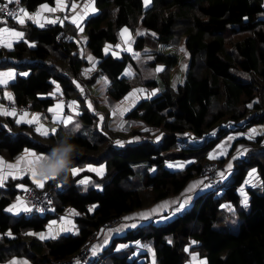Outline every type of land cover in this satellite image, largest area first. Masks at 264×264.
<instances>
[{"label":"trees","instance_id":"trees-1","mask_svg":"<svg viewBox=\"0 0 264 264\" xmlns=\"http://www.w3.org/2000/svg\"><path fill=\"white\" fill-rule=\"evenodd\" d=\"M19 1L30 20L21 24L14 18L0 19V26L22 33L13 35L9 46L0 42V70L14 71L11 80L0 83V105L8 98L14 105L40 112L39 124L44 128L21 121V117L17 123L14 116L0 114V156L10 159L26 150L48 156L65 136H70L77 152L70 171L65 170L66 179L62 174L44 181L42 187L35 186L50 191L51 214L9 212L7 207L17 188L10 184L13 179L5 180L6 189L0 187V263L20 257L28 264H43L50 258L65 257L109 217L124 216L178 192L203 165L196 161L175 169L163 164L164 158L185 154L172 149L185 132L211 133L218 139L229 131H253L254 124L264 121V0H150L145 7L142 0H93L95 13L82 16L80 21L83 46L96 59L95 69L84 81L105 76L103 92L114 104L131 86L147 89L156 84L154 75L161 82L158 93L120 110L128 121L126 128L106 125L105 115L101 127L96 126L86 94L75 84L86 61L75 51L74 22L63 19L42 26L30 13L53 0ZM64 1L61 15L68 14L70 2L77 0ZM138 24L144 30L136 34ZM120 26L132 34L135 56L121 52L115 57L103 52L104 44L116 41ZM57 30L67 39L55 38ZM180 39L188 60L182 81L171 86L167 79L175 55L157 47ZM142 54L147 55L141 57L146 59L140 61L146 68L143 71L134 58ZM156 65L160 67L155 69ZM21 71L25 74H19ZM60 95L76 100L79 112L67 126L55 123L53 134L48 129L46 108ZM77 124L79 128L73 131ZM145 126L148 128H142ZM44 130L49 135H42ZM250 136L237 139L247 143V148L243 156L233 159L229 174L220 178L219 193L214 195L215 191L206 187L180 212L168 217L156 214L125 229L112 236L86 264H184L189 252L196 253L191 255L198 258V264H264V132L253 131ZM117 139L118 145L114 144ZM195 154L200 157L202 151ZM86 164H102V174L95 175L84 168ZM73 168L80 170L75 176ZM251 169L259 172L263 186H244L245 204L238 188ZM83 175L89 176L88 182L76 183ZM19 180L34 187L27 176ZM65 207L75 211L74 232L44 239L32 234ZM130 240L148 245L152 261L146 256L138 261L140 254L129 257L130 249L114 248L117 242Z\"/></svg>","mask_w":264,"mask_h":264},{"label":"rangeland","instance_id":"rangeland-1","mask_svg":"<svg viewBox=\"0 0 264 264\" xmlns=\"http://www.w3.org/2000/svg\"><path fill=\"white\" fill-rule=\"evenodd\" d=\"M53 2L55 4V7H60V8L64 9V7H65V1L64 0H53ZM69 5L70 6H68L69 7L68 12L76 11L78 13H81L82 11H84L85 14H91V13H95V11H96V8L93 4V0L71 1ZM142 5H143V7L146 6L144 0H142ZM38 8L39 7H37V9ZM81 17H82V14L79 17L73 18V22L77 26L76 34H75V36H73V39L76 42L75 51L77 52L78 56L82 57L86 61V63L83 64L82 68H80V70L78 71V73H77L78 80H75V84H76L78 90L80 91V93L84 92L86 94L84 99H85V102H86L88 109L96 115V121H97L96 126L101 127L100 121L102 120V118L105 115L107 118L106 125H109L111 127L112 126L117 127V128H118V125H120L121 127L126 128L128 125V123H127L128 121L126 119H124V117H122V114H121L122 112L120 110L124 111L125 108H123V107L125 105H128V104L133 105L140 98L150 97V96L158 93L162 87L161 82L159 80V76L158 75L153 76L155 81H156V84L148 86L147 89H144L141 86H135V87L131 86L129 88V90L123 95L122 99L119 100V102H116V104H114V102L112 103V101L109 98L105 97L104 92H103L104 91V85L107 82L105 76L97 75L89 83L84 81L85 78L89 77L91 75V72L95 69L96 59L91 57L88 50L83 46L84 33L82 32V28L80 25ZM36 18L38 19L39 15ZM143 30L144 29L139 24L135 27V33L136 34L141 33ZM10 41H11V33L9 30V27L7 25L2 24L0 26V42L5 43L6 46H9ZM131 46H132V34L130 33L129 29L126 26H120L117 30L116 41L112 44H104L103 52L104 53L109 52L112 56H115V57H119L121 52H128L132 56H135V54H134L135 52L131 49ZM157 49L159 51H162L165 53H172L175 55L176 61L169 69L167 81H168V84L171 86H174L175 84L180 83L183 79V74H184V71L186 69L187 60H188V55H187V52H186L185 47L183 45V39H180L178 42H176L174 44L160 43V44H158ZM143 55L147 57L146 54H142V55H140V57H134L135 59L138 60L137 61L138 67L142 71L146 69L140 64L141 60L142 61L146 60L144 58H141ZM147 66L150 69L152 68V65H147ZM159 67H160V65H156L155 69H158ZM125 71L128 74L130 72L127 67L125 68ZM3 73H11L12 74L11 77L6 76L7 81L11 80L14 77L13 69L7 70ZM19 74H25V71H21V72H19ZM83 85L85 87V90L82 88ZM54 89L56 90V88H54ZM63 99H65L67 102L66 111L63 110L62 105H61V108L65 114L58 113L57 117L54 116V118H52L53 120L50 121V125L48 128L49 131H51V129L54 128L55 122L62 120V119H66L68 117H71L73 119H75L77 117V113L79 112L78 107H77V101L72 100V99H67L61 95H60V97L56 98V101H59L61 103L63 101ZM0 106H1L3 111H7V112H13L14 111L15 112L14 115H9V116H14V120H18L19 117L21 115H23L26 110H28L27 106L24 108H16L13 106V107H10L8 109H5L2 105H0ZM52 108H53V105L51 104L46 108V110L50 111V110H52ZM26 120H27V118H26V116H24L22 121H26ZM38 120L39 119H36L35 122H38ZM52 122H54V123H52ZM36 126L41 127L42 125L37 124ZM42 128H44V126H42ZM142 128H148V127L145 126ZM253 129L255 130V133L264 132V121L261 123L254 124ZM252 133H253L252 129L247 128V129H243L242 132L241 131H229L224 136H221L218 139H216L214 134H211V133H209V134H207V133L206 134H197L196 132H193V131L185 132L183 134V136L176 142L174 148H172L173 150H180V151L184 152L185 154L181 155V156L173 157V158H164L162 162H163V164L168 166V168H171L170 162L177 163L175 165L180 166L179 169H182L183 166L189 162L202 161L203 165H205L206 163H209V162L211 163V161H216L220 165V169L218 170L217 175L220 178L221 177L224 178L230 172V169H231L232 164H233V159L243 156L244 150L247 148V143H245L244 141H238L237 139L239 137H241L242 135L250 138L251 137L250 135ZM234 139H236L237 141L235 142ZM117 142H120V141L117 139L114 141V144L118 145L119 143H117ZM199 150L202 151V156H200V157H198V154H195ZM96 165L97 164H86L85 166L90 168V169H94ZM86 176L89 177L88 175H86ZM193 176L199 177V179L200 180L202 179V181L204 180V178L200 172L195 173ZM15 182H18V181L16 179H14L10 183L12 185V187L13 188L15 186L19 187L20 184L15 183ZM201 191H199V192H201ZM199 192H197V193H199ZM216 192L217 191L215 190L214 195L217 194ZM181 193H183V191H181ZM197 193L191 194L192 197H193V195H195ZM239 195L242 196L240 191H239ZM128 217H127V219H128ZM165 217H168V215L166 214ZM120 219L121 220L118 221L114 226H117L118 224H121L122 222L125 221L123 216H121ZM57 220H58L57 217H49L47 219V222H46V225L51 229L53 235H57L58 233L63 231L62 230L63 229V222H60V221L58 222ZM70 223L73 224V222H70ZM135 242L136 243L133 247H129L127 245L122 249L128 250L130 248V252L135 250L134 251L135 255L139 254L140 252H142V253L143 252H148V253L150 252L149 246H148V250H147V247L145 246V244H143L142 242H139V241H135ZM191 253H194V252L188 253L189 257L187 258V261L184 264H198L199 263L198 258L195 257L196 253H194L195 254L194 256L191 255ZM143 258H144L143 256H139L138 261L143 259Z\"/></svg>","mask_w":264,"mask_h":264},{"label":"crops","instance_id":"crops-1","mask_svg":"<svg viewBox=\"0 0 264 264\" xmlns=\"http://www.w3.org/2000/svg\"><path fill=\"white\" fill-rule=\"evenodd\" d=\"M51 8L63 9L60 7H55V4L53 2L51 5H48V4L39 5V8L30 14L34 17H37L38 15H40V12L47 10V9H51ZM81 14H82V16L86 15L84 11H82L81 13L73 11V12H68V14H64V12H63V15H61L57 18V22L61 23L63 19H68L70 21H73V18L79 17ZM19 15H20V18L23 16L21 14H19ZM15 20L18 21L17 19H15ZM9 30H11V29L9 28ZM10 33H11V41H12L13 40L12 39V36H13L12 33H14V31L11 30ZM7 70H10V69L0 70V73H3ZM6 78H7L6 76H3V77H0V80H6L7 81ZM82 88L85 90L84 85ZM52 105H53L52 110L48 111V113L50 114L49 121H52L53 120L52 118H54V116L57 117L58 113L65 114L61 108V103L59 101H54V103ZM24 116H26V118H27V120L24 122L39 124L42 120L40 112L26 110L24 112V114L21 115L20 117L23 119ZM36 119H39L38 122H35ZM52 123H54V122H52ZM55 123H57V122H55ZM30 153H34V152L31 150H26V151H23L21 153L14 155L10 159H5V158L0 156V177H2V180H0V187L2 189H6V185H4V184H6V182H5L6 179H8V180L16 179L17 181H19V184H20L18 188H21L22 185H25V183L23 184L19 180V178L22 176H27L29 183L34 185V186H37V184L35 183V181L33 179L31 172L27 169V160L33 159V157L31 155H29ZM35 154L38 156L39 155L45 156L44 154H41V153H35ZM22 157L24 159H21ZM170 164H171V168H175V169L180 168V166L175 165L177 163L170 162ZM9 165H12L14 167L9 168L8 167ZM84 168L91 171L90 168H88L86 166H84ZM94 169H102V164L101 165L97 164ZM91 172H93L97 176L100 175L96 171H91ZM250 173H252V175H250ZM82 177H83V180H87L89 178L86 175H83ZM36 179L42 180L43 177L38 173L36 176ZM253 185L259 187L257 189H261V187L263 186L262 182L259 178V172L257 170L251 169L247 172V174L244 178V183L241 184V186L239 187V191L242 195V196H240L241 202L244 201V199H245V189H244L245 187L244 186H253ZM205 188H206V185H205L204 180L202 181V179L200 180L199 177L192 176L190 179H188L186 181V183L183 185L182 189H180L178 192H176L172 195H168V196L159 198V199L155 200L154 202H152L151 204L146 205L145 207H142L140 209L138 208L134 211L128 212L127 214H125L123 216L125 221L123 220L124 222H122L121 224H118L117 226L99 229L97 232V240L92 245V247L90 249V258L93 255L98 254V253H96L97 249L101 251L102 247L109 241V239L112 236L123 233L125 229L132 228V225H138L140 223H143V222L149 220L150 218H152V216H154L156 214L165 213L169 216V215H173L175 213L180 212L182 209L188 207V205L190 204V201L192 199L191 194L197 193V192H199ZM181 191H183V193H181ZM181 204L183 205V207L180 208L179 211H177V208ZM14 205L18 206L20 208V211L11 212V213H13V214H17L20 212L24 213V210H23L24 205L22 204V202L17 197H15V199L12 202H10L7 209H9L10 207H12ZM74 215H75V211L72 208L65 207L64 210L61 211L59 214H57L55 216H50V217H57L58 222L59 221L63 222V229H62L63 231L60 233H65V232H74L75 231L76 228L74 227V224L70 223V222H73ZM127 217H128V219H127ZM60 233H58V234H60ZM32 234L36 235L38 238H40L41 234H43L44 237L56 236V235L52 234L51 229L46 225V223H45V227L42 230L32 231ZM135 243H136L135 241H131V240L127 241V242H117L114 245V248L117 250H120L127 245L129 247H133L135 245ZM145 246L147 247V250H148V245H145ZM134 251L135 250L130 252L128 256L134 257L135 256ZM143 253H146V254L143 255ZM143 253L140 252L139 254L143 257L146 256L148 261H152L151 251L149 253L148 252H143ZM12 258L9 259L8 261H4L0 264H10V262H12L14 260L21 262V264H28V262L24 258H20V257L19 258H13V259Z\"/></svg>","mask_w":264,"mask_h":264},{"label":"built area","instance_id":"built-area-1","mask_svg":"<svg viewBox=\"0 0 264 264\" xmlns=\"http://www.w3.org/2000/svg\"><path fill=\"white\" fill-rule=\"evenodd\" d=\"M7 4V8L4 9L2 6ZM22 9L21 2L19 3H8V0H0V19L3 18H13L8 13L14 12L16 14L20 13L19 10ZM56 9V11H49L44 10L40 12L39 18L36 17L34 20L42 25V26H52L59 16H61L62 11L58 8H51ZM28 16H24V20H30L29 18V12ZM55 38H61V40H66L67 36L63 35L61 30H57L54 33ZM62 108L64 111L67 109V102L65 99L61 102ZM2 106L6 109L10 107H16V108H24L25 105H14L13 101L9 100L8 98H5L2 102ZM26 109V108H25ZM24 109V110H25ZM220 169V165L216 161H211V163H206L201 167L200 173L202 174L206 186L211 188L212 190H216V193H219L221 188L218 187V183L220 181V177L217 175L218 170ZM83 180V177H79V179L76 180V183H80V181ZM19 184L18 182H15ZM17 184V185H18ZM5 185V184H4ZM12 186V185H11ZM7 187V186H6ZM14 188H17V191L15 193V197H17L24 207H27L30 209V211H24V214H31V213H38V214H51L53 210V205L51 201V193L48 189H37L35 186L30 185H22L21 188H18L15 186ZM87 206V204H85ZM120 216H111L105 221H103L101 224H99L98 229L93 230L90 232L84 241L80 243V245L69 255L65 257H58V258H50L43 264H86L88 259L90 258V249L92 245L97 240V232L100 228L110 227L114 226L119 220ZM100 250L97 249L96 253H99Z\"/></svg>","mask_w":264,"mask_h":264},{"label":"snow or ice","instance_id":"snow-or-ice-1","mask_svg":"<svg viewBox=\"0 0 264 264\" xmlns=\"http://www.w3.org/2000/svg\"><path fill=\"white\" fill-rule=\"evenodd\" d=\"M144 2H145V4L147 5L149 2H150V0H144ZM8 3L9 4H11V3H19V0H8ZM4 9H6L7 8V4H5V5H3L2 6ZM49 11H56V9H48ZM19 12H20V14L21 15H23V16H28V13L25 11V10H23V9H20L19 10ZM10 16H12L13 18H15V19H17L18 20V22L19 23H21V24H23L24 22H25V20L23 19V18H20V15H17L16 13H14V12H9L8 13ZM29 18H31L30 16H29ZM51 22H55V21H51ZM126 31V30H125ZM12 35H14V36H17V37H19V36H22V33H12ZM11 73H0V77H3V76H7V77H11ZM7 81L6 80H0V83H6ZM51 111V110H50ZM0 114H3V115H14L15 114V112L13 111V112H7V111H0ZM71 121H72V118L71 117H68V118H66V119H62V120H59V121H57V123H62V124H64L65 126H67L68 124H70L71 123ZM20 121L18 120L17 121V123H19ZM42 127V126H41ZM79 128V125L77 124V125H75V128L73 129V131H75V130H77ZM37 131L38 132H40L41 131V128H37ZM57 130L55 129V128H53V129H51V132L54 134L55 132H56ZM253 131H255V130H253ZM41 134L42 135H45V136H47V135H49V132L47 131V130H44V131H42L41 132ZM117 143H120V142H117ZM29 155H31L32 157H33V159H30V160H27V169L31 172V174H32V176H33V179H34V181H35V183L38 185V186H40V187H42L43 186V183H44V181H46V180H48V179H55V177L54 176H44L43 177V179L42 180H37L36 179V176H37V174L39 173V170H38V164H39V162L41 161V160H46V159H48V157L47 156H43V155H36L35 153H30ZM21 159H24L23 157L21 158ZM9 168H11V167H14V166H12V165H9L8 166ZM91 171H96V172H98V174H102V169H90ZM80 170L79 169H76V168H73L72 169V173H73V175L75 176V175H77L78 174V172H79ZM250 175H252V173H250ZM0 180H2V177H0ZM88 181L87 180H81L80 181V183H87ZM243 203H247V198L245 197V200L243 201ZM183 207V205L181 204L178 208H177V211H179L180 210V208H182ZM24 211H30V209H28L27 207H24V209H23ZM8 211L9 212H18V211H20V208L18 207V206H12V207H10L9 209H8ZM133 227H135V225H132ZM8 235H11V233H8ZM40 238L41 239H44L45 237H44V235L43 234H41V236H40ZM10 264H21V262H18V261H12V262H10Z\"/></svg>","mask_w":264,"mask_h":264},{"label":"clouds","instance_id":"clouds-1","mask_svg":"<svg viewBox=\"0 0 264 264\" xmlns=\"http://www.w3.org/2000/svg\"><path fill=\"white\" fill-rule=\"evenodd\" d=\"M70 136L61 138L48 154V159L41 160L38 164L39 174L44 176L60 177L62 174L66 179V169L70 171L72 157L77 152L74 144L69 142ZM205 182V181H204ZM206 185V184H205Z\"/></svg>","mask_w":264,"mask_h":264}]
</instances>
